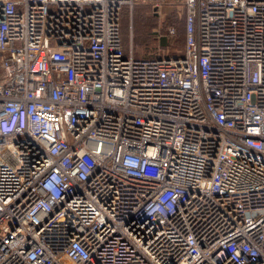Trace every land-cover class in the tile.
<instances>
[{"label":"built area","instance_id":"built-area-1","mask_svg":"<svg viewBox=\"0 0 264 264\" xmlns=\"http://www.w3.org/2000/svg\"><path fill=\"white\" fill-rule=\"evenodd\" d=\"M0 264H264V0H0Z\"/></svg>","mask_w":264,"mask_h":264},{"label":"rangeland","instance_id":"rangeland-1","mask_svg":"<svg viewBox=\"0 0 264 264\" xmlns=\"http://www.w3.org/2000/svg\"><path fill=\"white\" fill-rule=\"evenodd\" d=\"M170 16L175 17L183 25L185 22L184 7L175 2L162 3L158 7L150 1L138 2L133 7L124 6L121 33L127 49L131 50L132 48L133 55L139 58L162 54L176 48L174 46L181 42L180 38L174 40V45L169 42L167 46L163 45L164 42L168 41V36L171 35L170 29L173 27L168 23ZM180 49L178 48L177 51H181Z\"/></svg>","mask_w":264,"mask_h":264},{"label":"trees","instance_id":"trees-1","mask_svg":"<svg viewBox=\"0 0 264 264\" xmlns=\"http://www.w3.org/2000/svg\"><path fill=\"white\" fill-rule=\"evenodd\" d=\"M136 4H138V3H136ZM168 23H169V25H173L175 31H174V33H171V35L168 36L169 37L168 41L164 42L163 45L167 46L168 42L171 43V45H172L174 43V40H179V38H180L181 42L176 43L177 46H174L176 48H172V50H168V52H163L162 54H155V55H151V56H142V57H161V56L178 55V54L182 53L184 46H185V40H186L185 22L183 25H181L182 23L180 21H178L175 17L170 16L168 18ZM176 28H177V34H176ZM121 32H122V16H121ZM121 36H122V33H121ZM123 45H124L125 50L128 51L126 43L124 41H123ZM178 48H181L180 49L181 51H177Z\"/></svg>","mask_w":264,"mask_h":264}]
</instances>
